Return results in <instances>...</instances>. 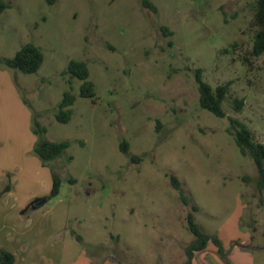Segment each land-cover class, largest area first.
<instances>
[{
  "label": "rangeland",
  "instance_id": "374dc122",
  "mask_svg": "<svg viewBox=\"0 0 264 264\" xmlns=\"http://www.w3.org/2000/svg\"><path fill=\"white\" fill-rule=\"evenodd\" d=\"M4 1L11 7L0 12V56L13 58L33 43L45 60L34 74L0 61V166L20 161L27 170L42 161L29 153L41 139L37 116L45 138L71 142L39 169V183L52 187L54 172L62 180L42 209L45 218L63 206L67 232L84 238L80 244L98 264L114 257L184 264L193 212L232 262L264 264V193L253 158L229 133L235 118L264 143V55L252 54L258 0H148L156 10L145 0ZM71 60L88 64L94 99L81 96V80L70 84L63 75ZM198 69L214 88L231 83L225 118L201 107ZM67 91L77 99L64 124L56 116ZM235 99L244 101L239 112ZM123 141L138 160L121 151ZM14 173L8 176L27 191L26 173Z\"/></svg>",
  "mask_w": 264,
  "mask_h": 264
},
{
  "label": "trees",
  "instance_id": "16d2710c",
  "mask_svg": "<svg viewBox=\"0 0 264 264\" xmlns=\"http://www.w3.org/2000/svg\"><path fill=\"white\" fill-rule=\"evenodd\" d=\"M50 5L55 3V0H47ZM146 7L156 10L154 4L148 0L144 1ZM11 6L4 0H0V12H4ZM254 24L257 28L254 36L252 54L255 57L264 55V0H258L257 9L254 16ZM45 60L42 50L33 43L26 44L13 58H2V61L8 68L18 70L24 74L37 73L42 67ZM63 75H69L72 84V79H79L83 83L81 85V96L83 98L94 99L97 95L95 83L90 79V69L85 61L71 60L68 68L63 72ZM196 81L199 86L200 92V105L203 109L208 110L219 118H225L227 116L224 110V102L229 95L231 83L219 85L214 88L211 84L206 82L203 78V70L198 69L196 71ZM72 90V85H71ZM76 96L67 91L64 94L63 101L60 104L59 112L56 116L60 123L70 122L73 114L72 106L76 102ZM244 105L243 100L235 99V110L241 111ZM35 118L34 133L41 135V139L34 149L36 154L44 164L52 162L61 158L68 148L71 146L70 141L52 142L44 137L47 133V129L41 124L38 119ZM231 126L229 133L234 136L237 146L244 156H250L253 158L258 171V178L256 181V188L260 194L264 193V143L257 141L254 137L253 131L244 123L235 118H230ZM84 146L85 142H81ZM121 151L130 155L133 161L138 160L139 157L131 155L129 151V145L126 141L121 144ZM73 158L70 157L71 161ZM53 187L50 192V198L57 197L60 194L62 187V180L60 176L54 172ZM245 180H250L245 177ZM173 186L179 191L182 202L186 205H190V199L188 198L183 185L178 177L171 176ZM11 189V185H7L6 191ZM197 206H193V211H198ZM188 228L194 235V239L186 248L187 260L184 264H193L196 254L206 251L211 243L217 248V253L223 259L228 257V251L225 249L222 239L218 235L210 234L206 232L203 227L196 221L195 214L189 212L187 215ZM72 234L76 236L77 240L84 243V238L78 235L76 231H72ZM16 255L6 249H0V264H15Z\"/></svg>",
  "mask_w": 264,
  "mask_h": 264
},
{
  "label": "crops",
  "instance_id": "0c3cea01",
  "mask_svg": "<svg viewBox=\"0 0 264 264\" xmlns=\"http://www.w3.org/2000/svg\"><path fill=\"white\" fill-rule=\"evenodd\" d=\"M34 149L35 145L29 153ZM33 162L35 167L30 166L27 170L23 164L20 165V161L9 169L7 165L0 166V249L13 252L17 257L15 264H98L85 246L75 240L72 231L67 232L68 217L63 206L45 218L46 213L42 209L51 200L49 196L53 184L51 187L47 179L38 182L42 174L39 169L44 170L45 164L38 160ZM15 166L19 170H13ZM9 172L18 175L26 173L27 191L20 192L17 177L12 180ZM9 184L11 189L6 191ZM34 185L36 191H32ZM43 199L46 202L40 204ZM209 252L211 256L206 258L205 254ZM230 257L231 254L227 260L221 258L217 248L209 245L206 251L196 254L193 264H242L232 262ZM113 260L101 264H135L122 263L116 257Z\"/></svg>",
  "mask_w": 264,
  "mask_h": 264
},
{
  "label": "water",
  "instance_id": "95a60500",
  "mask_svg": "<svg viewBox=\"0 0 264 264\" xmlns=\"http://www.w3.org/2000/svg\"><path fill=\"white\" fill-rule=\"evenodd\" d=\"M45 202H46V200L43 199V200L40 201V204H44Z\"/></svg>",
  "mask_w": 264,
  "mask_h": 264
}]
</instances>
